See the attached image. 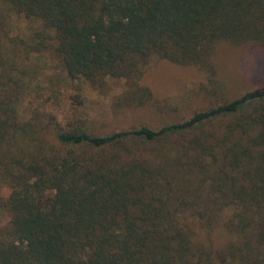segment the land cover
I'll list each match as a JSON object with an SVG mask.
<instances>
[{
    "label": "trees",
    "instance_id": "obj_1",
    "mask_svg": "<svg viewBox=\"0 0 264 264\" xmlns=\"http://www.w3.org/2000/svg\"><path fill=\"white\" fill-rule=\"evenodd\" d=\"M0 6L30 24L28 52H46L68 81L121 82L112 109L149 105L139 81L151 62L204 75V106L186 118L107 131L26 116L24 68L0 58V264H264V84L234 95L212 61L219 43L264 51V0Z\"/></svg>",
    "mask_w": 264,
    "mask_h": 264
},
{
    "label": "rangeland",
    "instance_id": "obj_2",
    "mask_svg": "<svg viewBox=\"0 0 264 264\" xmlns=\"http://www.w3.org/2000/svg\"><path fill=\"white\" fill-rule=\"evenodd\" d=\"M29 28L30 24L0 6V58L4 65L24 68L26 79L22 80H28V86L25 85L19 110L26 112V116L29 110L40 109L61 123L83 120L111 131L141 123L155 126L175 115L186 118L204 106L196 94L198 84L204 81L203 73L196 67L159 60L147 65L139 81L150 91L152 105L150 102L144 107L112 109L111 101L121 92V82L109 81L105 88L92 90L85 84L68 81L46 52H28L29 46L24 43L30 42ZM212 61L216 77L234 95L264 84V51L253 44L232 47L219 43ZM76 86H80L79 105L73 100ZM6 221V215L0 211V226Z\"/></svg>",
    "mask_w": 264,
    "mask_h": 264
}]
</instances>
